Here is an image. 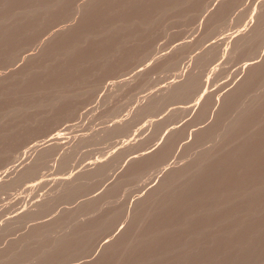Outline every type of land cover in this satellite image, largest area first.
Segmentation results:
<instances>
[{
    "label": "rangeland",
    "instance_id": "rangeland-1",
    "mask_svg": "<svg viewBox=\"0 0 264 264\" xmlns=\"http://www.w3.org/2000/svg\"><path fill=\"white\" fill-rule=\"evenodd\" d=\"M0 264H264V0H0Z\"/></svg>",
    "mask_w": 264,
    "mask_h": 264
},
{
    "label": "bare ground",
    "instance_id": "bare-ground-1",
    "mask_svg": "<svg viewBox=\"0 0 264 264\" xmlns=\"http://www.w3.org/2000/svg\"><path fill=\"white\" fill-rule=\"evenodd\" d=\"M252 64V63H251ZM251 66V65H250Z\"/></svg>",
    "mask_w": 264,
    "mask_h": 264
}]
</instances>
